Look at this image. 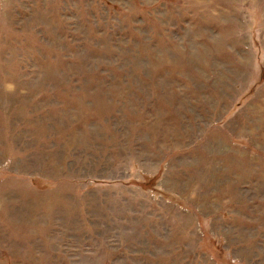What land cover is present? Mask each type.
Instances as JSON below:
<instances>
[{
	"label": "rangeland",
	"instance_id": "1",
	"mask_svg": "<svg viewBox=\"0 0 264 264\" xmlns=\"http://www.w3.org/2000/svg\"><path fill=\"white\" fill-rule=\"evenodd\" d=\"M0 264H264V0H0Z\"/></svg>",
	"mask_w": 264,
	"mask_h": 264
}]
</instances>
